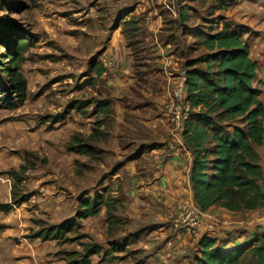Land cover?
<instances>
[{
  "label": "rangeland",
  "instance_id": "obj_1",
  "mask_svg": "<svg viewBox=\"0 0 264 264\" xmlns=\"http://www.w3.org/2000/svg\"><path fill=\"white\" fill-rule=\"evenodd\" d=\"M181 2L191 15L194 14L192 26H202L203 30L210 31L217 29L213 27L215 24L220 29L229 23L234 31L242 34L251 47L252 58L259 65L254 85L262 90L260 98L264 102V0H225L229 7L226 10H217L215 0L208 3L198 0ZM178 4L179 0H0V202H12L15 181L8 172L19 171L22 166L29 168L21 171L22 182L17 183L16 191L19 197L31 196L26 203L10 212L0 211V264H66L70 261V250L75 247L82 249L80 242L91 241L85 237L74 243H58L28 237L33 229L39 230L42 226L40 223L37 225L36 220H44L50 225L65 221L62 217L66 216L46 212V204H39L32 198L37 193L43 195L41 187L55 185L53 190L56 193L70 199L66 202L67 207H72L68 216L77 218L80 234L84 233V219L79 216L82 212L79 199L84 198V189L92 190V194L95 190H103L97 184L98 177L102 175L98 171L97 159L87 157L90 165L84 169L87 162L84 154L68 150L74 136L79 137L77 144H84L86 134L81 131L88 133L89 122L79 114H70L60 123H51L53 117L65 112L72 100L84 102V73L90 63L97 64L112 58L118 62L122 75L110 74L107 79L116 82L115 78H120V85L114 84L119 91H105V98L127 94L141 98V101L130 102L129 105L122 103L126 114L134 116V122H127L131 128L147 129L144 128V119L138 117L145 118L147 122L156 117L157 123L166 125L171 135L177 131L169 108L182 106V112H185V98L179 102L177 97L185 58L175 55L172 45L167 43L164 22L169 23L172 19L170 28L175 24L174 35L180 36ZM132 18L139 24L143 41L139 73L123 31L125 22ZM157 25L154 38L152 29ZM121 28L124 37L120 35ZM19 36L31 38L33 43L21 68L28 81L23 103L10 88L11 81L5 69L12 65L8 58H4ZM199 54L196 53L197 56ZM168 61H171L169 66ZM1 84L5 86L1 87ZM133 85L138 89L134 90ZM109 101L110 111L114 112L112 101ZM55 106L61 109L58 113H55ZM152 113L157 114L151 116ZM87 138L88 135L85 137L86 145L97 146L96 141ZM258 151L263 153L262 148ZM105 158L112 160L110 152ZM97 233L101 235L100 230ZM170 236L172 239L169 240L175 246L174 264L189 261L186 254L189 251L196 253L197 248L190 243L188 247H180L176 242L179 239L171 230ZM187 238L188 235L183 236L184 241ZM167 245L170 247L168 242ZM165 252L169 253L167 248ZM160 258L159 262L168 264L167 257L163 258L165 260ZM159 262L153 260L151 263ZM169 263L173 264L172 258Z\"/></svg>",
  "mask_w": 264,
  "mask_h": 264
},
{
  "label": "trees",
  "instance_id": "obj_2",
  "mask_svg": "<svg viewBox=\"0 0 264 264\" xmlns=\"http://www.w3.org/2000/svg\"><path fill=\"white\" fill-rule=\"evenodd\" d=\"M179 0L180 18L177 20L180 36L176 37V26L170 28L172 19L166 23V41L172 45L175 55L185 58L184 83L185 102L190 105V115L185 121L183 139L192 152L191 182L194 200L203 211L220 207L233 212H248L264 209V102L260 98L262 90L254 85L259 65L252 58L251 47L242 34L232 29L229 23L219 29L203 30L202 26H192L194 14ZM208 3L209 0H198ZM217 10L229 7L225 0H215ZM202 27V28H201ZM135 18L125 22L123 31L128 46L134 53L137 72L143 53L141 32ZM181 30V32H180ZM18 38V37H17ZM1 42V40H0ZM189 43V44H187ZM31 38L19 36L7 50L12 67L5 69L11 81L10 88L21 103L27 96V78L22 71L25 54L32 46ZM196 53H201L198 56ZM97 74L103 75L105 65L96 62ZM5 84H1V87ZM86 102L74 99L67 106L62 119L72 110H81ZM110 103L105 102L103 112L109 118ZM57 118V117H53ZM103 122V121H102ZM78 136L68 145V150L76 154H90L92 150ZM263 149V153L258 151ZM26 159L27 156L25 157ZM80 165V164H79ZM29 167L11 170L15 185L12 186V202L1 203L0 211L10 212L26 203L31 196H18L17 183H21V171ZM80 199L79 216L82 219L96 216L104 203L103 196L85 194ZM118 220L111 206H108V221ZM42 224L39 230H32L28 237L42 241L74 243L88 238V243L80 242L82 249L68 252L70 261L66 264H91L90 258L101 253L103 247L88 234L78 233L77 218H70L58 225ZM81 241V240H80ZM201 255L197 264H264V233L242 246L223 248L217 240L206 237L200 244Z\"/></svg>",
  "mask_w": 264,
  "mask_h": 264
},
{
  "label": "crops",
  "instance_id": "obj_3",
  "mask_svg": "<svg viewBox=\"0 0 264 264\" xmlns=\"http://www.w3.org/2000/svg\"><path fill=\"white\" fill-rule=\"evenodd\" d=\"M178 15L180 18L179 9ZM158 25L152 29L154 38L157 35ZM120 35L123 36L122 28ZM112 42L115 46L116 40L113 39ZM117 63L113 70H108L104 66L105 71L101 76L97 74L99 65L90 63L84 73V102L87 105L80 111L74 109L66 114V117L70 114H79L84 121L89 122L88 133L82 131L81 133L88 135L87 140L96 141L97 146L86 145V135H84V145L92 150V153L84 154V161H87L84 169L90 165L87 157H95L98 171L102 172L97 184L98 187H103V190H95L92 194V190L84 189L85 194L92 196L95 193L101 194L105 203L100 206L96 216L84 219V233L90 234L103 247L101 253L92 256L90 261L91 264H152L153 260L159 262L158 258L167 257L168 264H171L170 258L174 264L175 246L173 247L169 240L172 239L171 236L169 238V230L177 238L174 234L172 218L178 199L188 195L194 197L191 182L193 155L184 142V130L179 129L171 135L166 125L157 123L156 117L150 118L148 122L145 118L138 117L144 119L146 126L144 128L147 129L131 128L127 122L128 120L134 122V116L126 114L122 103L129 105L130 102L141 101V98L135 95L110 96L114 112L106 118L103 112L105 102H109L110 105L111 102L104 97V93L119 91V88L115 89L114 84L119 86L121 83L120 78H115L116 82L107 79L110 74L122 75ZM167 65H171V61H168ZM132 88L138 89L135 85ZM54 109L55 113L61 110L56 106ZM135 109L138 111L137 104ZM156 114L152 113L151 116ZM62 116L65 115L56 116L57 118H53L51 123L53 125L60 123ZM108 152L111 154V161L105 158ZM54 188L55 185L41 187L40 191L43 195L37 193L32 198H35L39 204L44 202L47 206L46 212L66 216L62 217L63 220L72 218L74 215L68 216L72 213V207L66 205L70 199L56 193ZM108 206H111L114 216L118 219L112 223L108 221ZM206 212L216 218L231 221L230 226L216 228L213 231L203 228L206 232L205 237L217 240L223 248L242 246L254 240L258 234L264 233V209L233 212L220 207H211ZM97 230H100L101 235ZM178 239L176 242H179L180 247L190 246L188 243L194 246L189 236L185 241L183 238ZM199 247L195 249L197 254L190 251L186 254L189 261L184 264H197L201 255V251L197 252L200 250ZM166 248L168 254L165 252ZM79 249L75 247L73 250Z\"/></svg>",
  "mask_w": 264,
  "mask_h": 264
},
{
  "label": "built area",
  "instance_id": "obj_4",
  "mask_svg": "<svg viewBox=\"0 0 264 264\" xmlns=\"http://www.w3.org/2000/svg\"><path fill=\"white\" fill-rule=\"evenodd\" d=\"M104 65L108 70H113L116 67L115 58L105 61ZM180 74V85L177 93L179 102L182 101V98H185L184 83L186 80V71L182 70ZM169 109L172 114L174 127L177 130H184L185 121L189 118V111L191 109L190 105H185V112H182V106H171ZM9 182H11L10 179ZM230 223L231 221L228 219L216 218L212 214H208L206 211H203L195 202L193 195L181 197L175 203V210L172 218L174 234L177 238H183L184 235H188L189 238L193 240L192 243L196 248H198L202 240L207 237H205L206 232L203 230L204 227L213 231L216 228L230 226Z\"/></svg>",
  "mask_w": 264,
  "mask_h": 264
}]
</instances>
